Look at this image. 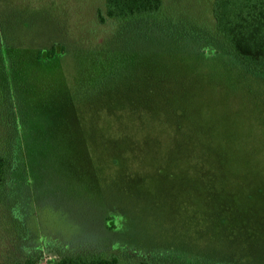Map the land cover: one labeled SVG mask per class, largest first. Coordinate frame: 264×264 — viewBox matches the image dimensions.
I'll use <instances>...</instances> for the list:
<instances>
[{
	"label": "rangeland",
	"instance_id": "1",
	"mask_svg": "<svg viewBox=\"0 0 264 264\" xmlns=\"http://www.w3.org/2000/svg\"><path fill=\"white\" fill-rule=\"evenodd\" d=\"M163 1L214 23L211 0ZM99 13L105 0H0V154L15 153L0 264L53 243L119 264H264V77Z\"/></svg>",
	"mask_w": 264,
	"mask_h": 264
},
{
	"label": "trees",
	"instance_id": "2",
	"mask_svg": "<svg viewBox=\"0 0 264 264\" xmlns=\"http://www.w3.org/2000/svg\"><path fill=\"white\" fill-rule=\"evenodd\" d=\"M163 5V0H105V16L99 13V20L113 19L124 27L141 24L146 29H155L147 31L148 38L151 35L150 39L160 40V35H165L173 42L196 43L195 51L201 55L204 48L213 47L215 55L227 57L247 74L264 77V0H211L212 27L172 17L163 10ZM58 50L62 51V47ZM54 52V48L39 51L37 57L50 59ZM14 158L0 154V189L9 180ZM53 244L36 248L34 255L15 264H36L44 249L55 253L56 264H119V257L107 256L108 248L102 246L76 249L68 244ZM136 256L143 258L139 264H178L168 256L139 253Z\"/></svg>",
	"mask_w": 264,
	"mask_h": 264
},
{
	"label": "built area",
	"instance_id": "3",
	"mask_svg": "<svg viewBox=\"0 0 264 264\" xmlns=\"http://www.w3.org/2000/svg\"><path fill=\"white\" fill-rule=\"evenodd\" d=\"M39 264H42V262H39ZM43 264H46V261H45V262H43ZM49 264H53V263H49Z\"/></svg>",
	"mask_w": 264,
	"mask_h": 264
}]
</instances>
